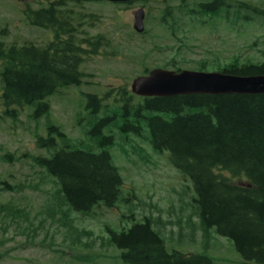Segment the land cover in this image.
I'll return each mask as SVG.
<instances>
[{
  "label": "rangeland",
  "instance_id": "obj_1",
  "mask_svg": "<svg viewBox=\"0 0 264 264\" xmlns=\"http://www.w3.org/2000/svg\"><path fill=\"white\" fill-rule=\"evenodd\" d=\"M180 2L141 0L116 6L84 1L76 7L67 3L87 17L82 26L84 39L101 36L108 45L84 58L81 86L47 98L49 111L44 116L31 117L34 105L13 118L6 117L0 102V264H123L105 229L118 233L143 217L160 232L168 252L205 256L213 264H246L230 240L218 236L215 229L201 228L190 181L170 165L166 153L151 150L145 128L139 136L122 134L114 122L108 123L102 134L113 136L111 147L97 146L94 139L99 136L90 134L99 120L113 113L114 92L125 89L131 95V82L145 71L203 68L213 73L232 62L264 60V0H226L221 7L223 19L209 23V12L201 19L206 22L203 25L183 18L181 31L172 36L160 26V15L167 6ZM24 4L32 9L40 6L31 0H0V43L5 47L44 45L52 38L50 31L25 22ZM141 7L144 32L138 35L132 23ZM93 94L104 99L106 110L87 108L86 96ZM53 128L64 138L51 132ZM49 135L56 146L39 148L36 139ZM66 143L70 150L109 152L122 180L112 208L100 206L81 216L62 204L54 180L37 159H49Z\"/></svg>",
  "mask_w": 264,
  "mask_h": 264
},
{
  "label": "trees",
  "instance_id": "obj_2",
  "mask_svg": "<svg viewBox=\"0 0 264 264\" xmlns=\"http://www.w3.org/2000/svg\"><path fill=\"white\" fill-rule=\"evenodd\" d=\"M31 1L40 6L32 9L24 4L25 22L50 31L53 37L44 45L5 47L0 43V102L3 114L10 118L34 105L37 106L31 117L44 116L49 111L47 98L60 90L81 86L84 73L80 66L84 58L95 56L99 46L108 45L101 36L81 42L79 35L83 34L87 17L73 6L82 1ZM224 2L188 4L181 0L161 11L159 24L173 36L181 31L183 18L203 25L206 22L201 19L209 12V23H213L225 17L221 9ZM197 72L205 70L199 68ZM216 72L264 77V60L232 62ZM114 94L113 113L99 120L90 131L99 136L94 139L96 145L114 144L113 136L102 134L110 122L122 134L139 136L145 128L151 150L155 154L166 153L170 165L190 181L195 195L194 213L201 228L215 229L218 236L230 240L246 264H264V94L137 98L125 89ZM86 99L87 108L94 106V112L106 110L104 99L97 95H87ZM52 131L64 138L59 129ZM36 144L52 149L56 141L49 135L37 138ZM37 164L54 180L62 204L75 214L87 216L100 206L110 209L118 200L122 180L107 150L97 154L92 150H70L66 143L49 159H37ZM142 219L118 233L105 229L109 244L119 252L123 264H213L205 256L168 252L160 232L148 218Z\"/></svg>",
  "mask_w": 264,
  "mask_h": 264
},
{
  "label": "water",
  "instance_id": "obj_3",
  "mask_svg": "<svg viewBox=\"0 0 264 264\" xmlns=\"http://www.w3.org/2000/svg\"><path fill=\"white\" fill-rule=\"evenodd\" d=\"M112 4H128L134 0H89ZM144 10L133 14L132 29L136 34L144 32ZM132 95L141 98H167L187 95H262L264 77H237L219 72H173L151 70L147 76L137 77L130 84Z\"/></svg>",
  "mask_w": 264,
  "mask_h": 264
},
{
  "label": "flooded vegetation",
  "instance_id": "obj_4",
  "mask_svg": "<svg viewBox=\"0 0 264 264\" xmlns=\"http://www.w3.org/2000/svg\"><path fill=\"white\" fill-rule=\"evenodd\" d=\"M64 1H70V0H64ZM78 1H82V2H84V0H78ZM40 30H43V29H40ZM52 37H53V36H52ZM81 38H82V41H81V42H84V30H83V34H82ZM50 40H52V38H51ZM50 40H49V41H50ZM83 47H84V43H83Z\"/></svg>",
  "mask_w": 264,
  "mask_h": 264
}]
</instances>
